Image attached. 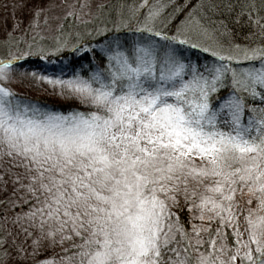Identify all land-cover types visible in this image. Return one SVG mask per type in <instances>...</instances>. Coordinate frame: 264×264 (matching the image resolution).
Listing matches in <instances>:
<instances>
[{"label":"snow or ice","instance_id":"1","mask_svg":"<svg viewBox=\"0 0 264 264\" xmlns=\"http://www.w3.org/2000/svg\"><path fill=\"white\" fill-rule=\"evenodd\" d=\"M237 6L260 42L222 43L230 30L212 17ZM12 7L0 264H264V0H40L22 30ZM81 24L91 41L70 39ZM65 50L88 65L31 78L72 110L13 87L18 61Z\"/></svg>","mask_w":264,"mask_h":264},{"label":"trees","instance_id":"2","mask_svg":"<svg viewBox=\"0 0 264 264\" xmlns=\"http://www.w3.org/2000/svg\"><path fill=\"white\" fill-rule=\"evenodd\" d=\"M13 1V0H11ZM4 2H10V0H0V3L3 4ZM103 2L107 4H112L114 7L120 3H123L125 6L131 5L136 6L138 5L141 0H103ZM149 3H152L153 0H148ZM161 2H165V0H161ZM180 2V0H177ZM195 2V0H193ZM234 4L242 3L243 0H231ZM256 3L259 5L260 0H256ZM1 9V8H0ZM127 11V7L125 8ZM147 11L145 8L140 9V19H143V14ZM171 11V6L165 9V14ZM240 12V8L237 6L234 8L232 12H224L221 15L213 16L212 19L215 20H223L224 23L227 25V29L230 30L229 35H225L221 37L222 43L228 45L229 43L235 44H251L253 42H260L262 38L260 37V30L258 27H253L251 22L248 20L247 14L238 15ZM264 14V13H261ZM112 16L115 15L113 11L111 13ZM255 18V17H254ZM89 27H92L90 24ZM67 30V29H66ZM73 35L70 39H75V32L80 31L83 38L90 40L91 37L87 36L84 33V25H79L77 28L75 25L73 26L72 30ZM50 42V41H49ZM52 43H50L51 45ZM199 53H194V55H198ZM90 55V54H89ZM89 58L88 57H81L77 59L75 56L70 55L66 50L63 53H58L56 55H49L47 59H40L38 56H30L26 57L25 59L17 62V81L23 80V86L19 83L13 84V87L20 93L28 96L33 101L39 102L41 105H47L50 110L55 111H70L73 107H76L74 102L71 101H63L59 98L55 97L53 93V86L48 85L45 82H33L31 78V73L33 71L40 73L43 72L47 75H60L61 68L65 65H68V68H64L65 76L71 75V68L75 66V69L80 70L81 65H88ZM21 73H27L26 76H22ZM83 74V71H82ZM181 203H183L181 199ZM187 207L184 208H174L173 211L177 213L182 221L184 220V214L187 211ZM185 226L188 227V224L185 222ZM216 224L213 222L212 227L215 228Z\"/></svg>","mask_w":264,"mask_h":264},{"label":"rangeland","instance_id":"3","mask_svg":"<svg viewBox=\"0 0 264 264\" xmlns=\"http://www.w3.org/2000/svg\"><path fill=\"white\" fill-rule=\"evenodd\" d=\"M40 0H13L10 2H4L3 4L0 3V41L5 36V33L11 29L12 24L14 23L13 21V3L17 4H23L22 8H18L15 10V18L16 21L20 22V30L24 29L27 24L29 17L31 15V8L33 7L34 4L39 3ZM93 4L99 2V0H92ZM45 26L41 25V28L43 29ZM18 30V31H20ZM43 35L48 36L50 33L44 32ZM50 41V42H49ZM44 43L46 45H50V43H53L52 40H45ZM7 54V49L0 44V58H3L4 55ZM239 198V196H238ZM189 217V212L188 210L184 214V220L187 222ZM193 223H200L199 220H193Z\"/></svg>","mask_w":264,"mask_h":264}]
</instances>
